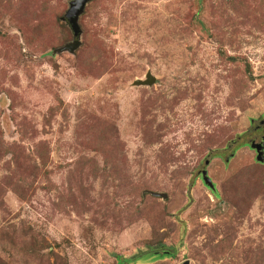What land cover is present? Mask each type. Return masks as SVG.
Masks as SVG:
<instances>
[{
    "label": "rangeland",
    "instance_id": "obj_1",
    "mask_svg": "<svg viewBox=\"0 0 264 264\" xmlns=\"http://www.w3.org/2000/svg\"><path fill=\"white\" fill-rule=\"evenodd\" d=\"M70 1L0 0V264H264V0Z\"/></svg>",
    "mask_w": 264,
    "mask_h": 264
},
{
    "label": "water",
    "instance_id": "obj_2",
    "mask_svg": "<svg viewBox=\"0 0 264 264\" xmlns=\"http://www.w3.org/2000/svg\"><path fill=\"white\" fill-rule=\"evenodd\" d=\"M92 0H72L69 3V7L66 10V13L64 17L62 18L65 20L69 27L72 30L73 40L70 42L65 43L61 47H58L53 50V53L55 52H63V51H69L73 52L77 47L80 45V34H81V28L78 23L79 16L84 12L85 6L88 2ZM155 78L151 75L150 72L146 73L145 79H136L134 81V84L137 85H151L154 82ZM264 139L261 142L251 143L250 147L255 149L256 156L255 160L258 162L264 161ZM207 163V161H206ZM200 175L202 178L203 183L208 186L210 189H214V184L212 183L210 177L207 175L206 169H202L200 171ZM154 195H160L162 197H166L165 193H157L154 192Z\"/></svg>",
    "mask_w": 264,
    "mask_h": 264
},
{
    "label": "flooded vegetation",
    "instance_id": "obj_3",
    "mask_svg": "<svg viewBox=\"0 0 264 264\" xmlns=\"http://www.w3.org/2000/svg\"><path fill=\"white\" fill-rule=\"evenodd\" d=\"M250 122H253V119H251ZM261 126H264V119H263V118L259 120V124H256V125L253 127V129L258 130L259 127H261ZM263 139H264V134H262V135L260 136V139H259L258 141H256L254 138H253V139H249V140L247 141V144H248V146L250 147V144H251V143L261 142ZM250 149L253 150V152H254V157H255V156H256V151H255V149H253V148H251V147H250ZM260 163H264V161H263V162H260ZM200 171H201V170H200ZM199 174H200V172H199Z\"/></svg>",
    "mask_w": 264,
    "mask_h": 264
},
{
    "label": "trees",
    "instance_id": "obj_4",
    "mask_svg": "<svg viewBox=\"0 0 264 264\" xmlns=\"http://www.w3.org/2000/svg\"><path fill=\"white\" fill-rule=\"evenodd\" d=\"M92 1H93V0H92ZM92 1H90V2H92ZM88 3H89V2H88ZM88 3H87V4H88ZM56 45H57V44H56ZM56 45H54L55 48L52 49V53H53V50H54V49L58 48V47H56ZM6 150H10V148H7ZM6 150H4V151H6ZM7 152H8V151H7ZM257 162H258V161H257ZM162 245H163V244H162ZM167 254H168L169 256L172 255V253H167ZM134 256H135V255H134ZM134 256H133V257H134ZM118 264H120V261L118 262Z\"/></svg>",
    "mask_w": 264,
    "mask_h": 264
}]
</instances>
